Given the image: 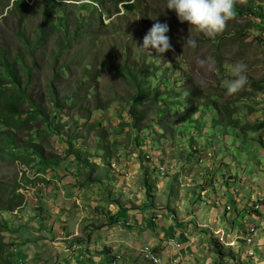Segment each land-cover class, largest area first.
Masks as SVG:
<instances>
[{
    "label": "rangeland",
    "instance_id": "1",
    "mask_svg": "<svg viewBox=\"0 0 264 264\" xmlns=\"http://www.w3.org/2000/svg\"><path fill=\"white\" fill-rule=\"evenodd\" d=\"M82 1L94 0L75 3ZM26 2L28 17L22 31L33 42L43 0ZM137 2L141 5L131 14L122 10L119 15L105 18V22L93 16L90 22L94 34L71 44L54 69L52 58L60 35L54 32L44 48L28 57L26 46L15 38L17 18L16 12L10 11L11 1L0 0V49L9 53L11 61L20 56L21 64L34 69V82L28 91L36 108L49 115L47 121L38 116L29 125L20 124V130L7 127L1 120L10 92L0 96V206L14 195L24 197L19 210L12 213L0 209L1 226L5 228L2 243L7 245L0 264H111L116 254L122 257L115 264H155L145 254L148 238L135 232L137 225L132 223L136 216H147L153 208L177 216L181 208L176 206L184 207L188 196L198 207L195 215L199 220L217 227V215L212 218L207 195L214 192V181L216 194H223L226 186L216 182L223 175L231 174L233 180L242 178L235 181L233 189L238 188L246 201L254 199L264 204V127H245L234 134L233 128L215 126L213 122L216 108L224 104L233 107L238 128L264 122V23L258 21L259 14L264 17V0L237 3L236 17L215 38L195 30L190 33V25L181 23L174 10L166 9V0ZM66 8L70 14L68 25L74 26L76 8L73 4ZM241 8L246 10L244 14ZM109 9L107 5L106 12ZM159 21L169 23L167 35L174 52L150 50L155 53L159 69L154 68L156 74L149 86L154 90L164 83V71L176 65L179 68L173 78L178 80L171 88L162 85L160 99L167 106L171 101L179 105L163 107L161 113L156 111L157 106L143 107L148 109L135 127L130 112L135 91L122 75L113 73L110 60L123 57L127 49L121 47L129 40L136 39L129 44L137 50L146 32ZM249 24L251 30L240 29ZM190 34L196 46L183 47V38ZM238 61L247 64L248 82L240 92L228 96L225 83L234 77L226 66ZM64 63L69 69L61 73L59 66ZM129 63L138 65L136 59ZM55 73L59 99L65 98L59 110H54L49 86ZM83 75L86 81L81 80ZM78 85L82 90L73 98ZM166 90L172 93L171 98ZM188 91L197 92L189 103L185 100ZM70 96L72 100L66 99ZM27 110L32 112L24 103L22 113ZM25 117L20 116L26 121ZM225 132L228 135L224 138ZM6 134L15 139L16 146L10 144ZM28 143L41 145L46 157H54L52 161L56 157L65 161L59 165L40 164ZM164 163H168L167 174L159 171ZM203 188L209 190L201 198ZM252 205L236 198L237 210L232 211L235 232L250 226L264 232V206L258 215L252 212ZM221 208L213 210L219 213ZM110 216L114 219L109 220ZM220 216L219 220L225 218L223 213ZM231 227L228 224L224 232L226 241L237 236H233ZM255 241L256 246L251 247L256 252L253 260L263 264L258 238ZM262 245L264 249V240ZM235 251L245 253L239 247ZM239 259L251 263L247 254Z\"/></svg>",
    "mask_w": 264,
    "mask_h": 264
},
{
    "label": "trees",
    "instance_id": "2",
    "mask_svg": "<svg viewBox=\"0 0 264 264\" xmlns=\"http://www.w3.org/2000/svg\"><path fill=\"white\" fill-rule=\"evenodd\" d=\"M11 0H8L10 3ZM102 4L103 1L99 0ZM134 0H110L112 4V9L109 10V13L113 11V13L119 12V5L122 4V8L126 10L128 14L135 12L139 8L138 3H132ZM69 4H64L63 2H56L55 0H43L42 8H41V22L40 26L37 29V38L35 41H29L25 34L22 31L23 23L25 22V17H28V8L29 5L26 0H13L12 2V9L10 10L16 12V26H17V33L15 34V38L21 43H23L28 52L29 56L31 57L33 51L40 50L44 48L53 35L54 32L60 35V40L57 41L58 46L55 48V53H53V68H57L59 62L62 61L66 51L69 49L71 44L77 43L80 39L86 36H92L94 34L95 27L91 24L90 20L93 16H99L101 19V13H96L98 9L90 4H81L79 6H75L77 15L73 19L74 26H69L68 23L70 21V14L68 9L66 8ZM66 8V10H65ZM241 10V9H240ZM245 9H242L241 12L244 14ZM250 11V9L248 10ZM253 14V11L251 10ZM57 16V19L55 17ZM259 19L264 20V17L259 14ZM102 22V21H101ZM100 22V25L102 24ZM59 24L58 26L56 24ZM243 31L246 29L251 30V24L246 25L245 28L241 27ZM133 30V29H132ZM133 40L127 41L125 45H122L121 49H127L126 52L123 54V57H118L115 61L110 60L112 63L110 69L113 71L115 75H122L126 83L133 87L136 97L133 101V106L130 110L132 113L133 122L136 123L140 121V115L145 114L146 110L150 106H157V112L161 113V109L166 107L167 109L172 107H177L179 103H174L171 101V105L167 106V103H162L160 96L162 95V85H166L168 88L173 87L176 84V80L173 76L176 74V70L179 68L176 65H171L168 67L164 73L163 77L166 80L164 83H159L154 87V90H151L152 79L156 74L155 69H159L156 67L157 60H155V53H151L148 50H143L139 47L135 50L132 43ZM136 53H139L135 55ZM20 56L16 57L14 61L10 60L9 53L3 49H0V68L2 73H0V96H3L6 91L10 92V96L7 98L5 102L6 105L3 108L4 117L2 118L1 122L3 125L16 128L20 130V124L29 125L30 122L36 120L38 116H42L43 120H48L49 115L43 113L36 107V103L34 102L33 98L31 97L28 88L34 82V69L30 67H26L25 64H21V60L19 59ZM26 58V56H25ZM113 58V57H112ZM131 59H136L138 61V65L135 66L130 64L129 61ZM20 61V62H19ZM20 63V64H19ZM70 65H74V62H71ZM69 66L67 64H62L59 66V72L67 71ZM23 73V75H22ZM58 73H55L54 77L50 81V95L53 98V106L54 110H59L64 106L65 98L59 99V90L58 86L59 83L56 84L55 78ZM22 75V76H20ZM24 80V82L21 81ZM87 77L83 75L81 80L86 81ZM6 82V84H4ZM81 85L75 90V93L71 96L76 98L77 94H79ZM80 89V90H79ZM261 89L260 87H256L255 90ZM12 91V92H11ZM171 98L172 93H168L167 90L165 92ZM66 97L68 100H72V97ZM192 96L197 97L194 92L188 91L186 92L185 100L189 103ZM28 103V109H32V112L28 110L26 113H22L23 104ZM160 106V107H159ZM143 107H148L147 109H143ZM137 109L139 111L137 112ZM153 110V109H152ZM217 113L216 116L213 115V122L216 124H220L227 127H238L239 122L237 118H234V109L233 107L229 106L228 104H224L221 108H216ZM215 110V111H216ZM218 114V115H217ZM21 115H26L25 119H21ZM158 115V114H157ZM160 115V114H159ZM233 115V116H232ZM47 117V119H46ZM247 125V124H246ZM214 126V125H213ZM245 127L248 128H261L264 127V122L259 124H252L250 126H243L240 129L244 130ZM140 127L138 130H141ZM60 130V129H59ZM7 138L11 145L16 146L15 139L6 134ZM140 140V138H139ZM142 141V140H140ZM263 143V142H262ZM29 148L34 150V154L39 156L38 158L40 164H45L49 162H54L56 164H61L65 160L61 157H56L53 161L51 160L54 157H46L44 154V149L39 144L28 143L27 145ZM42 161V162H41ZM24 197L20 195H14L11 200L7 201L8 205H1L0 209L8 210V211H15L17 208L23 206ZM114 216H110L109 220H113ZM2 223L0 222V259L2 258V254L7 245L2 243L1 233H3L4 227L1 226ZM216 247L219 249V256H223V252H221L220 246L216 243Z\"/></svg>",
    "mask_w": 264,
    "mask_h": 264
},
{
    "label": "clouds",
    "instance_id": "3",
    "mask_svg": "<svg viewBox=\"0 0 264 264\" xmlns=\"http://www.w3.org/2000/svg\"><path fill=\"white\" fill-rule=\"evenodd\" d=\"M55 1L63 2L64 4H69V5L73 4L74 6H79L85 3L90 4L98 9L96 13H101V20L103 19V21L105 20V18L110 19L114 15H119L121 12H123L122 10H124L126 14V10L122 8V4L119 5L120 10L118 13H113V11L111 13H109V11L106 12L107 5H110L109 10L112 9V4L110 3V0H102L103 4L99 0L82 1L80 3H75L76 0H63V1L55 0ZM12 2L13 0H11V5ZM134 2L136 3V0H134L132 3ZM137 3L139 4L140 7L141 4L139 2ZM237 3L244 4L246 3V0H166V9L174 10L181 23L187 22L190 25V33H192V31L195 30L197 32L203 33L209 38H215L218 34L224 32L225 29L227 28L228 22L236 17L237 15L236 9L238 8L236 7ZM242 9L244 8H241V10ZM258 21L260 24L264 23V20L262 19H259ZM168 32H169V23L167 22L163 23L161 21L154 23L144 35L143 44L140 47L143 50H148V51H150L151 49H155L158 53L161 54L166 53L169 50L174 52L173 45L171 44V38L169 37V35H167ZM185 46H189V47L196 46V40L193 39L191 34L187 38H183V47ZM226 67H228V70L231 72L232 76L234 77V79L229 80L225 83L226 95L232 96L240 92L248 82L246 75L247 64L244 63L243 61H238L234 65L226 66ZM215 126L221 127L222 125L216 123ZM231 128L234 129V134H237L236 130L240 129L238 127L236 128L231 127ZM226 135L228 134L225 132V135L223 137L225 138ZM144 143L141 142V144ZM192 148L193 150L200 152L198 148L196 149L195 146H193ZM190 153H193V151H190ZM217 158L218 157L216 156V159ZM159 166H160L159 171H161L162 174H167L169 172L168 163H164V165H159ZM170 168H174V164H171ZM221 178H222L221 180H217L216 182L218 184L222 183L223 185H225L226 186L225 189H229L234 195L235 201L236 198H240L239 197L240 193L238 188L233 189L232 185L235 183V181L242 180V178L236 177L235 180H233V175L231 174L227 176L223 175ZM224 181H227L228 184H224ZM214 184L215 181L213 183V186ZM205 189L206 188H203L202 192H200L201 198H203L204 195L206 194L204 192ZM152 195L153 194L150 191V197ZM225 196H227V193L221 194L219 196L221 198L216 197L214 194L207 195L208 205H211L212 207L221 206L227 212H229L232 209V205L230 203H227L230 201V198L229 197L224 198ZM186 197L189 198L188 196ZM225 199H227V201L224 203L223 201H225ZM259 202H260L259 200L256 201L254 199H250V201L249 200L247 201V204H253L252 212L258 215L261 214L260 211L262 209V206H264V204H259ZM262 202H264V200H262ZM192 203L193 205H195L193 200ZM192 203L190 202V204H188L190 208L193 206ZM173 205H177V204L175 203ZM20 208H17L15 211L19 210ZM158 211L163 212L162 210H160V208H158L156 212ZM10 212L13 213L14 211H10ZM258 230L259 229L256 226L249 227L246 231H240L237 234V236L231 241H226V234L223 233L221 230L213 231V234L216 236L217 239L214 240V243L215 245L216 243H218L221 252H223V254L225 255H230L234 260H235L234 257L236 256L233 255V252L238 247L240 248V251H247L248 257H253L254 254L252 251H250V249L252 246H255V239L257 238L256 235ZM147 246L149 245H146V247ZM177 246H179V244H177ZM150 247H152L155 251H157L162 258V255L157 248L153 246ZM225 251L227 252L224 253ZM117 255L118 254L113 256L111 260V264H113V261ZM162 264H164L163 261Z\"/></svg>",
    "mask_w": 264,
    "mask_h": 264
},
{
    "label": "crops",
    "instance_id": "4",
    "mask_svg": "<svg viewBox=\"0 0 264 264\" xmlns=\"http://www.w3.org/2000/svg\"><path fill=\"white\" fill-rule=\"evenodd\" d=\"M224 184H228V182L224 181ZM207 190L209 189L206 188L204 192L207 193ZM213 190L214 192L209 191L210 195L214 194L216 197H219L215 192L214 186ZM223 193H227V196L224 198H230V201L227 203L232 205V209L229 212L221 208L219 213H215L213 207L209 205L210 210H212V218L217 215L214 217L217 227H213L212 224L201 222L195 215L198 212V207L193 205L191 198H187V202H183L184 207L173 205V207L176 206L177 209L181 208L177 216H175L174 213L172 214V212H156L158 209L155 210L154 208L153 213L147 214V216L141 214L138 217L136 216L137 220H134L132 223L137 225L135 232L139 235L143 233L144 238H148L147 244L145 245L153 246L158 249L163 257L164 264H256L257 260H253L256 257V252L253 249H250V251L253 252L254 256L248 257L251 259V263L243 262L239 259V256L247 254V251H245V253H237V251H234L233 255L236 256L234 257L235 260L232 259L230 255L224 254L223 256H219V249L214 243V240L217 239L213 231L221 230L224 233L228 224L231 223V233L234 236L240 231H246L249 228L243 227L236 232L234 231L236 218H233L232 211L237 210L236 201L234 200L235 197L229 189L224 188ZM228 193L230 194L228 195ZM239 197V200L247 204V201L241 197V194ZM190 202L193 205L191 208L188 205ZM243 212L244 210L241 214H243ZM220 213L225 215L224 219L222 218L219 220L218 216H220ZM130 215L128 214L124 218V224H129L128 219ZM245 217H247V215ZM156 224H158V226ZM114 228L116 229L119 227L115 226ZM256 237L258 238V248L261 251L260 257L264 258V249H262L264 232L258 230ZM177 244H179V246H177ZM226 252L227 251L224 253Z\"/></svg>",
    "mask_w": 264,
    "mask_h": 264
},
{
    "label": "built area",
    "instance_id": "5",
    "mask_svg": "<svg viewBox=\"0 0 264 264\" xmlns=\"http://www.w3.org/2000/svg\"><path fill=\"white\" fill-rule=\"evenodd\" d=\"M145 254L147 256V259L152 261L155 264H160L162 262L161 256L157 251H155L152 247L147 246L145 248ZM121 254H118L116 258L113 261V264L117 263V261L121 258ZM150 257V258H149ZM162 264V263H161Z\"/></svg>",
    "mask_w": 264,
    "mask_h": 264
}]
</instances>
